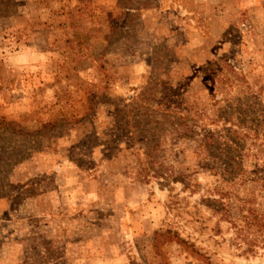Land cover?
<instances>
[{
	"label": "rangeland",
	"instance_id": "obj_1",
	"mask_svg": "<svg viewBox=\"0 0 264 264\" xmlns=\"http://www.w3.org/2000/svg\"><path fill=\"white\" fill-rule=\"evenodd\" d=\"M159 101L228 107L260 170L264 0H0V119L20 130L0 133V264H264L200 202L215 178L147 116ZM257 186L233 191L264 203Z\"/></svg>",
	"mask_w": 264,
	"mask_h": 264
},
{
	"label": "trees",
	"instance_id": "obj_2",
	"mask_svg": "<svg viewBox=\"0 0 264 264\" xmlns=\"http://www.w3.org/2000/svg\"><path fill=\"white\" fill-rule=\"evenodd\" d=\"M166 87L164 88L165 92ZM172 91L176 96L178 91L169 90V92ZM148 96L151 99L147 98L146 101L155 102L153 94ZM151 105L153 106L146 108L149 113L147 116L159 115V119L162 121L155 122L156 126L159 124L158 128L162 127L163 120L166 122V127L162 130L161 135L165 136L168 132L170 137L174 135L176 138L179 133L177 139H183L193 145L191 155L196 161H194L196 169L215 178L213 188L202 190L200 202L211 214L219 215V219L228 224L232 233V245L239 254L254 256L259 249H264V203L256 199L255 196L239 198L233 191L235 186L250 180L259 184L257 188L255 187V191L258 197L262 193L264 198V166H259L260 170L254 166L251 171H246L242 165L243 159L247 155L242 151L244 138L247 137L243 121L227 110L228 107L226 109L222 106L218 107L215 119L202 120L200 115L192 111L191 108H178L171 105L170 102L164 101ZM178 109H184L185 112L182 115H177ZM56 123L57 121L49 122L44 128L54 127ZM214 123L228 124V127H220L219 130L209 129L208 125ZM0 133L19 136L20 130L16 124L0 119ZM160 138H146V149L148 150L146 156L151 157V153L158 150L159 144L156 141ZM252 157L257 159L255 154H252ZM197 171L195 170V172ZM161 177L167 179L169 176ZM190 177L188 174L178 173L179 182L187 189L190 187L191 192H195L197 184H190L188 182ZM51 264H56V262Z\"/></svg>",
	"mask_w": 264,
	"mask_h": 264
}]
</instances>
